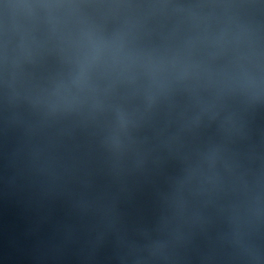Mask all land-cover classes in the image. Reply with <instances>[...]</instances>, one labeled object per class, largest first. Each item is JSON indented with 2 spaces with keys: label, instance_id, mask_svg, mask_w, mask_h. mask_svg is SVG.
<instances>
[{
  "label": "water",
  "instance_id": "obj_1",
  "mask_svg": "<svg viewBox=\"0 0 264 264\" xmlns=\"http://www.w3.org/2000/svg\"><path fill=\"white\" fill-rule=\"evenodd\" d=\"M0 108L40 264H264V0H0Z\"/></svg>",
  "mask_w": 264,
  "mask_h": 264
}]
</instances>
